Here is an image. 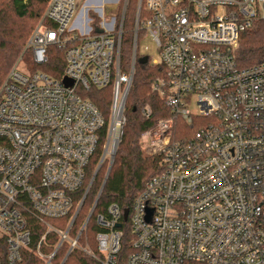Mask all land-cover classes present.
I'll list each match as a JSON object with an SVG mask.
<instances>
[{
    "label": "built area",
    "instance_id": "built-area-1",
    "mask_svg": "<svg viewBox=\"0 0 264 264\" xmlns=\"http://www.w3.org/2000/svg\"><path fill=\"white\" fill-rule=\"evenodd\" d=\"M127 1L118 23L116 8L105 17L76 0H49L25 49L37 66L47 63L49 46L61 49L62 76L17 72L20 57L0 88V264H18L23 251L50 264L62 244L68 249L60 264L73 249L99 264H117L124 218L117 204L95 218V252L79 237L96 202L76 234L71 231L96 172L112 162L120 142L138 32L159 60H151L147 47L141 52L165 68L152 91L189 126L196 120L198 129L173 140V120L162 119L142 133L161 172L132 203L126 264H264V62L238 68L233 56L239 33L264 20V0H136L131 65L122 73ZM90 11L99 17L97 26ZM90 88L110 89L107 118L83 95ZM140 112L151 115L148 106ZM65 218L64 228L49 223ZM32 222L44 228L33 247ZM48 234L57 237L49 253L42 250L50 246Z\"/></svg>",
    "mask_w": 264,
    "mask_h": 264
},
{
    "label": "trees",
    "instance_id": "trees-1",
    "mask_svg": "<svg viewBox=\"0 0 264 264\" xmlns=\"http://www.w3.org/2000/svg\"><path fill=\"white\" fill-rule=\"evenodd\" d=\"M49 0H0V88L7 78L10 70L16 61H21L27 66L30 72L41 71L52 77L60 79L64 68L63 51L56 46H49L47 49V63L37 66L32 60L29 49H25L27 40L42 20L44 11ZM84 2V0H81ZM124 0H119L116 6L117 22H120L121 9ZM81 2V3H82ZM136 0H128L124 17L122 20V34L119 54L120 72L127 73L131 65L132 37L134 25V12ZM94 26L99 23V17L92 11L89 12ZM42 24L50 26L51 23L43 19ZM118 26V24H117ZM144 35L138 32L137 55L134 65L132 83L128 92L124 115L125 123L120 142L113 159L112 166L103 184L108 162H104L96 172L90 188L84 198L82 206L74 221L71 234L75 235L86 219L89 210L94 204L95 207L88 219L85 230L81 233L79 240L81 244L87 243L91 250L96 251V233L99 231L95 223L98 214L104 215L110 204H117L124 218L121 220V248L117 255V264H126L129 254L132 252L130 242L132 236L129 232V217L131 206L135 197L143 189L145 183L154 175L161 172L158 158L146 153L145 144L141 135L162 119H172L174 123L173 140H182L193 134L197 129V121L189 126L178 115H175L165 106L160 96L152 91L153 82L165 76V68L161 63L152 64L147 61L139 64L137 60L146 55L139 50L140 41ZM235 64L238 68H245L259 62H264V20H258L248 29L238 35V46L233 51ZM83 95L90 99L99 109L103 116L108 117L111 93L109 88H90L83 91ZM148 106L151 111L149 118L141 115V108ZM100 149L90 159L86 167L85 178L79 190L74 193L75 204L81 199L85 188L88 186L91 176L94 173ZM65 219H51L50 224L59 228L66 225ZM31 246H35L38 239L44 232L42 226L32 222L30 225ZM57 237L48 234L47 242L49 247L42 248L44 252H51L56 243ZM68 246L62 244L57 250L50 264H60L63 260ZM18 264H44L31 252L23 251L22 258ZM62 264H99L96 260L79 249H73Z\"/></svg>",
    "mask_w": 264,
    "mask_h": 264
},
{
    "label": "rangeland",
    "instance_id": "rangeland-1",
    "mask_svg": "<svg viewBox=\"0 0 264 264\" xmlns=\"http://www.w3.org/2000/svg\"><path fill=\"white\" fill-rule=\"evenodd\" d=\"M81 0H76V3L77 4H79V5H84V2L81 4ZM83 8V7H82ZM115 4L114 5H112V7H111V9H112V11H114L115 10ZM108 16V15H107ZM107 16H105V17H107ZM145 47H147V54L150 56V58H151V60H156V61H158L159 60V57H158V53H157V51H156V48H155V46L153 45V43L152 42H150L149 40H144V39H142L141 41H140V44H139V50L140 51H142V50H144V48ZM25 69H27V70H29L28 68H27V66L24 64V62H20V64H18V66H17V72H20V73H22V74H26L24 71H25ZM30 71V70H29ZM195 107H194V105L193 104H191V109H194ZM146 141V140H145ZM145 141H144V139H143V143L145 144ZM108 168V167H107Z\"/></svg>",
    "mask_w": 264,
    "mask_h": 264
},
{
    "label": "crops",
    "instance_id": "crops-1",
    "mask_svg": "<svg viewBox=\"0 0 264 264\" xmlns=\"http://www.w3.org/2000/svg\"><path fill=\"white\" fill-rule=\"evenodd\" d=\"M117 0H85L84 1V8L88 9V10H92L96 13L100 14V11L102 10L104 13V16H107V14L109 15L110 12H112V5L115 4L116 7V3Z\"/></svg>",
    "mask_w": 264,
    "mask_h": 264
},
{
    "label": "water",
    "instance_id": "water-1",
    "mask_svg": "<svg viewBox=\"0 0 264 264\" xmlns=\"http://www.w3.org/2000/svg\"><path fill=\"white\" fill-rule=\"evenodd\" d=\"M147 61H148V59H147L146 56H143V57H141V58H139V59L137 60V62H138L139 64H144V63H146ZM134 65H135V62H133V64H132V69H134ZM62 83H63L65 86H70V85H71V81L67 80L66 78H64V79L62 80ZM112 163H113V160H112V162L108 165L107 172H106V175H105V178H104V181H103L102 187H103L104 182H105V180H106V177H107V175H108V173H109V170H110V168H111V166H112ZM101 189H102V188H101ZM96 201H97V198H96ZM96 201H95V202H96ZM117 227H120V224H118Z\"/></svg>",
    "mask_w": 264,
    "mask_h": 264
}]
</instances>
